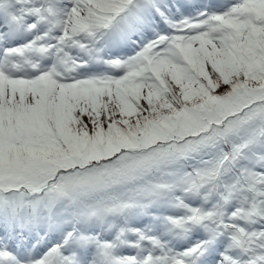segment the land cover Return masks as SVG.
Instances as JSON below:
<instances>
[{
  "label": "snow or ice",
  "instance_id": "6c2138e0",
  "mask_svg": "<svg viewBox=\"0 0 264 264\" xmlns=\"http://www.w3.org/2000/svg\"><path fill=\"white\" fill-rule=\"evenodd\" d=\"M0 264H264V0H0Z\"/></svg>",
  "mask_w": 264,
  "mask_h": 264
}]
</instances>
